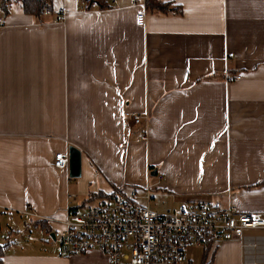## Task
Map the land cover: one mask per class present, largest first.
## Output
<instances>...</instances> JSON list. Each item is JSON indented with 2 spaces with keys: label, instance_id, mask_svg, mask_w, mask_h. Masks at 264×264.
Listing matches in <instances>:
<instances>
[{
  "label": "crops",
  "instance_id": "crops-1",
  "mask_svg": "<svg viewBox=\"0 0 264 264\" xmlns=\"http://www.w3.org/2000/svg\"><path fill=\"white\" fill-rule=\"evenodd\" d=\"M137 1L49 0L42 23L21 8L3 19L1 264H108L60 255L50 233L69 210L146 186L171 210L219 200L264 217V0H157L180 14L146 9L143 27ZM126 113L147 116L145 139ZM68 147L75 179L52 166ZM21 226L48 238L19 239ZM188 264H264V230L191 248Z\"/></svg>",
  "mask_w": 264,
  "mask_h": 264
},
{
  "label": "built area",
  "instance_id": "built-area-1",
  "mask_svg": "<svg viewBox=\"0 0 264 264\" xmlns=\"http://www.w3.org/2000/svg\"><path fill=\"white\" fill-rule=\"evenodd\" d=\"M135 3L141 8L135 15V24L143 27L144 0ZM63 14L61 10L60 15ZM124 119L132 126L141 125V139H145V114L126 113ZM67 165V153L54 155L55 169L66 170ZM148 191L146 186L143 193H118L97 199L82 210H69L61 228L50 233V239L64 257L99 251L108 264H188L191 248L208 249L238 240L245 231L264 230L261 214L241 213L234 205L219 200L183 202L174 210L154 213L149 209ZM73 197L67 196L69 200ZM26 239L35 240L31 236Z\"/></svg>",
  "mask_w": 264,
  "mask_h": 264
},
{
  "label": "trees",
  "instance_id": "trees-1",
  "mask_svg": "<svg viewBox=\"0 0 264 264\" xmlns=\"http://www.w3.org/2000/svg\"><path fill=\"white\" fill-rule=\"evenodd\" d=\"M11 0H0V9L2 10L3 14L7 13V4L10 3ZM15 2L19 3L21 10L30 16H32L38 23L43 22V16L47 15L50 11L49 0H14ZM81 4L85 6V8L91 6L92 4L96 5L99 8L105 7V3L103 0H92L89 2L88 0H79ZM145 9L157 12L159 14H168L173 13L175 15L180 14V9H169L168 4H161L157 0H144ZM258 185L264 186V181ZM133 191V190H132ZM135 191V190H134ZM5 245H0V264H1V257L4 254Z\"/></svg>",
  "mask_w": 264,
  "mask_h": 264
},
{
  "label": "rangeland",
  "instance_id": "rangeland-1",
  "mask_svg": "<svg viewBox=\"0 0 264 264\" xmlns=\"http://www.w3.org/2000/svg\"><path fill=\"white\" fill-rule=\"evenodd\" d=\"M19 9H20V6H19L18 2H11L9 4V6L7 7V13L6 14H3L2 10L0 9V17H2L4 19L5 17H8L9 14H11V12H14L15 10H19ZM140 191H142V193H143L144 188H142ZM148 193H149L150 197L152 198V199H150V202H149V209L152 212L157 213V214H162L166 211L171 210L172 204H171L170 199L164 198L163 196H161L160 194H158L155 191L150 192V189H149ZM18 232H19L18 235L17 234H14V235L17 236L19 239H22V240L25 239V237H26L25 234H27V233H31L32 235L39 237V238H36L35 240H38L40 238H45V237L48 238L47 235L41 233L39 229L29 228L28 230H23V228L21 226V229ZM4 235H5L4 236L5 240H3V238H0V243L1 242L7 243V241L9 240V234L7 232H5ZM49 239L50 238H48V240Z\"/></svg>",
  "mask_w": 264,
  "mask_h": 264
},
{
  "label": "water",
  "instance_id": "water-1",
  "mask_svg": "<svg viewBox=\"0 0 264 264\" xmlns=\"http://www.w3.org/2000/svg\"><path fill=\"white\" fill-rule=\"evenodd\" d=\"M92 2V0H88ZM67 156H68V177L71 179H75L79 177L80 174V153L77 149L73 147H68L67 149Z\"/></svg>",
  "mask_w": 264,
  "mask_h": 264
}]
</instances>
